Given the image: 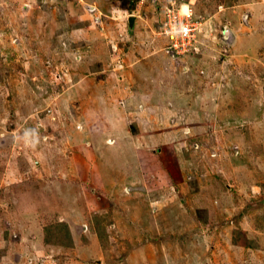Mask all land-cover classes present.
Instances as JSON below:
<instances>
[{"label":"rangeland","instance_id":"obj_1","mask_svg":"<svg viewBox=\"0 0 264 264\" xmlns=\"http://www.w3.org/2000/svg\"><path fill=\"white\" fill-rule=\"evenodd\" d=\"M0 264H264V0H0Z\"/></svg>","mask_w":264,"mask_h":264},{"label":"built area","instance_id":"obj_2","mask_svg":"<svg viewBox=\"0 0 264 264\" xmlns=\"http://www.w3.org/2000/svg\"><path fill=\"white\" fill-rule=\"evenodd\" d=\"M168 17L162 23V34L169 41V51L179 54L187 45L193 46L196 42L197 24L191 23L189 11H176L168 9ZM192 21V20H191Z\"/></svg>","mask_w":264,"mask_h":264},{"label":"trees","instance_id":"obj_3","mask_svg":"<svg viewBox=\"0 0 264 264\" xmlns=\"http://www.w3.org/2000/svg\"><path fill=\"white\" fill-rule=\"evenodd\" d=\"M69 233V227L64 222H57L46 228V239L52 243L60 244L58 240L66 239L62 234Z\"/></svg>","mask_w":264,"mask_h":264},{"label":"water","instance_id":"obj_4","mask_svg":"<svg viewBox=\"0 0 264 264\" xmlns=\"http://www.w3.org/2000/svg\"><path fill=\"white\" fill-rule=\"evenodd\" d=\"M134 21H135V19H134V18H130L131 26H133V25H134Z\"/></svg>","mask_w":264,"mask_h":264}]
</instances>
